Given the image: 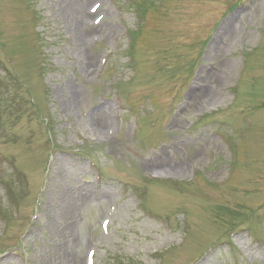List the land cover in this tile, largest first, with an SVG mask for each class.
<instances>
[{
	"label": "rangeland",
	"instance_id": "obj_1",
	"mask_svg": "<svg viewBox=\"0 0 264 264\" xmlns=\"http://www.w3.org/2000/svg\"><path fill=\"white\" fill-rule=\"evenodd\" d=\"M74 2L0 0V264H264V0Z\"/></svg>",
	"mask_w": 264,
	"mask_h": 264
},
{
	"label": "bare ground",
	"instance_id": "obj_2",
	"mask_svg": "<svg viewBox=\"0 0 264 264\" xmlns=\"http://www.w3.org/2000/svg\"><path fill=\"white\" fill-rule=\"evenodd\" d=\"M66 6L68 7V10H69V13H67V12L66 13L68 14V17H69L72 25H74L76 27H78L79 25L81 26L82 25V20L86 17V13H85V10H84V5L83 4H79V2L75 3L74 0H68V3H66ZM66 8H64V10ZM65 11H67V9ZM225 32H226L225 30L222 31L220 33V36L224 37L225 36ZM79 38H81V39L83 38L82 34H81V36ZM161 153H162V151H159L158 153H155V156L156 157H161L162 156ZM156 157L154 159H156ZM161 164H163V163H155L154 166L161 167L162 166ZM154 170L162 171L161 168H159V169H155L154 168ZM91 197H92V195H91L90 188L83 186L81 188L79 196L77 198L80 199V201H81V203H79V204H85L86 202L91 200ZM107 197H108L107 194H102V196H101V198H107ZM74 207H76L74 201L72 202L71 200H66V199L63 200L62 199L61 202H60V205L58 207V211L65 212V214L68 216V220H71L69 216H70V212L72 211V209ZM76 209H77V207H76ZM71 228H72V224H71V221H70V223H68V225L64 229V234L68 235L70 230H71ZM75 263L77 264V261H75Z\"/></svg>",
	"mask_w": 264,
	"mask_h": 264
}]
</instances>
